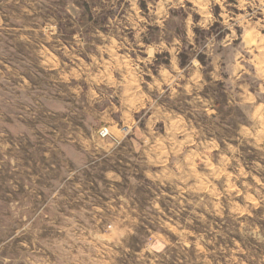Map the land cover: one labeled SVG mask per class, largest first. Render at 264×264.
Here are the masks:
<instances>
[{
    "label": "rangeland",
    "instance_id": "374dc122",
    "mask_svg": "<svg viewBox=\"0 0 264 264\" xmlns=\"http://www.w3.org/2000/svg\"><path fill=\"white\" fill-rule=\"evenodd\" d=\"M0 264H264V0H0Z\"/></svg>",
    "mask_w": 264,
    "mask_h": 264
},
{
    "label": "built area",
    "instance_id": "2783aa9c",
    "mask_svg": "<svg viewBox=\"0 0 264 264\" xmlns=\"http://www.w3.org/2000/svg\"><path fill=\"white\" fill-rule=\"evenodd\" d=\"M101 133L102 135L106 136L109 134V130L107 128H104Z\"/></svg>",
    "mask_w": 264,
    "mask_h": 264
},
{
    "label": "bare ground",
    "instance_id": "6f19581e",
    "mask_svg": "<svg viewBox=\"0 0 264 264\" xmlns=\"http://www.w3.org/2000/svg\"><path fill=\"white\" fill-rule=\"evenodd\" d=\"M263 65V64H262Z\"/></svg>",
    "mask_w": 264,
    "mask_h": 264
}]
</instances>
